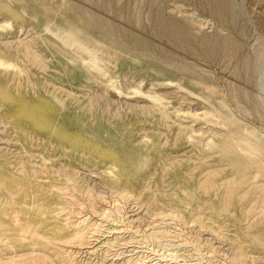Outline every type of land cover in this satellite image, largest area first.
Masks as SVG:
<instances>
[{"label":"rangeland","instance_id":"rangeland-1","mask_svg":"<svg viewBox=\"0 0 264 264\" xmlns=\"http://www.w3.org/2000/svg\"><path fill=\"white\" fill-rule=\"evenodd\" d=\"M218 1L0 0V51L40 58L35 98L0 72L4 186L40 177L16 113L45 124L42 80L69 115L51 181L0 190V264H264V0Z\"/></svg>","mask_w":264,"mask_h":264},{"label":"bare ground","instance_id":"bare-ground-1","mask_svg":"<svg viewBox=\"0 0 264 264\" xmlns=\"http://www.w3.org/2000/svg\"><path fill=\"white\" fill-rule=\"evenodd\" d=\"M215 1L217 2L218 0H211V2H213V3ZM218 2H220L221 4L225 3V1H223V0H219ZM77 38L78 37H74V39L73 38H69L68 40H65L64 43H66L69 46H71L70 43L72 41L77 40ZM85 40L87 41L88 39L86 38ZM84 43H85L84 41H80V42L78 41L77 45L80 48L81 47L83 48ZM92 51L93 50H91L90 48H85V52L87 54H91ZM4 53H6V52L0 51V72H1V74L5 75L6 82L8 84H13L14 85V90L17 93H21L23 91L26 94H28V93L31 92V93H33V97L34 98L39 96V93L35 92L36 91V86H37L36 84H34L35 76H33L31 74L30 68L24 64L23 60L30 58L29 62L35 63V62H38V60L40 58H38V56L37 57L31 56L30 53L29 52L27 53L26 51L25 52H20V51L18 52L17 51L14 54L13 53L4 54ZM28 65H30V64H28ZM45 69L47 70V66L46 65H42V66H38L37 67V71L39 73H42V72L46 73L47 71H45ZM39 87L52 89V92L50 93L49 96H51L52 99L56 100L55 102H50V103H53V106L55 107L54 110L50 109L51 108L50 106H52V105L48 106L49 99L47 98V96L43 97L44 99L41 100L39 102V104H36V105L34 104L33 106H30L29 109H28V110H30L32 112L33 111L34 112H39V113H41V115H44L46 112H48L47 113V119L45 120V124L44 123H43V125H42V123L40 124L38 118H34V117H30L29 119H24V120L20 119V116L23 113V112L21 113L20 110L16 114L19 116L17 118V120L19 121V123H22L21 134L22 135H26V137H25L26 140L23 141V145H22V150L24 151V153L25 154L28 153L27 148H29V147L38 148L39 150H41L40 154H39L41 156V169H39V170L33 169V173L35 175L36 174L39 175L40 177L35 176V179H34L35 181H32L33 177L22 176L21 177L22 180L19 183H17V184L13 183L15 185L12 184V186L10 185L9 187H6V186H4V182H8L9 178H12L13 176H15V173L13 171L17 172L18 174L25 173V169H24V167H22V165L20 163L18 165H21V166H14V164H8L5 167V168H7V172L1 173L2 175L0 176V179H1L0 180V190H3V192L6 193V195H4L3 197L7 198V203H10V204L16 203L13 200V197H12L13 194H15V193L22 194V192H23L22 189H24V188H30L32 186L33 187H39V184H38V181H37L39 178H42V180L50 182L51 179H52L51 176H53V174H54V170L53 169H57L58 167H56L55 165L49 164V161H51V160L54 161V159H56V157H53V155H57V156L60 155V154H58V149L60 147H62L63 150H65V148H64L65 142L63 143L60 139H58L56 137V136H59L60 130H59L58 134H56V135L52 134V133H54V128L63 126L62 118L69 116L67 114L68 113L67 108L64 107V105H65L63 103L64 101L62 100V98H60V95H59V91L61 90V86L58 83H52V82H47L46 80H42V82L40 83ZM145 97L146 98H152L154 100L159 99V98H157L155 96H151V94H146ZM2 100H5V99H2ZM4 103H6V102L4 101L3 103L0 104V106L1 107L3 106V110L5 109L6 113H10L12 115L13 108L4 107V105H5ZM209 115L210 114L208 112H206V113L204 112L202 114V116L204 118L208 117ZM49 128H51V132L52 133H48L50 131V130H48ZM76 128H82L83 130H86L85 127H84V123L83 122H81L79 124V127H76ZM89 128L91 129V127H89ZM53 136H54V138H52ZM249 144H250L249 146H250L251 150H253V151L257 150L258 146L256 144H254L252 142H249ZM42 145H46V146L43 147ZM217 148L221 149L220 151H222V153H224V151H227V150L229 151L230 150V145L227 144L226 142H222V143L217 145ZM229 158L230 159H235V153L231 152V154H229ZM207 160H208V158H207ZM4 170H6V169H4ZM41 175H42V177H41ZM109 177H110L111 182H112L113 185L118 186L121 183H124V184L127 183V181L124 182V180H123L124 176H122L121 173L109 172ZM205 186L206 185H204V186L199 185V186H197L196 190L199 191L200 193H201V191L205 192L206 189L208 190V186L207 187H205ZM40 188H44V187H40ZM54 188H56V186H54ZM23 195L26 196L27 193H23ZM104 212H106V211H104ZM141 219H143V218H141ZM25 230L26 229L23 228L20 231L21 232H25ZM26 233H28V232H26ZM79 235H80V233H79ZM90 237H91V235H90ZM78 241H80V240L78 239ZM83 241H84V243L86 242L85 240H83ZM78 244H79V242H78ZM62 245L63 244H61V246ZM56 248H57V246H56ZM68 257H70V256H68Z\"/></svg>","mask_w":264,"mask_h":264}]
</instances>
